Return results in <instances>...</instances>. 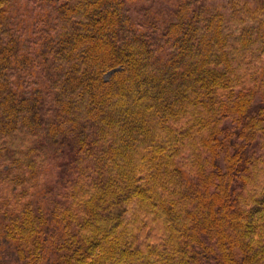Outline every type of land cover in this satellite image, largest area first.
Returning a JSON list of instances; mask_svg holds the SVG:
<instances>
[{"label":"trees","instance_id":"obj_1","mask_svg":"<svg viewBox=\"0 0 264 264\" xmlns=\"http://www.w3.org/2000/svg\"><path fill=\"white\" fill-rule=\"evenodd\" d=\"M0 264H264V0H0Z\"/></svg>","mask_w":264,"mask_h":264},{"label":"rangeland","instance_id":"obj_2","mask_svg":"<svg viewBox=\"0 0 264 264\" xmlns=\"http://www.w3.org/2000/svg\"><path fill=\"white\" fill-rule=\"evenodd\" d=\"M216 2H218V0H216Z\"/></svg>","mask_w":264,"mask_h":264}]
</instances>
